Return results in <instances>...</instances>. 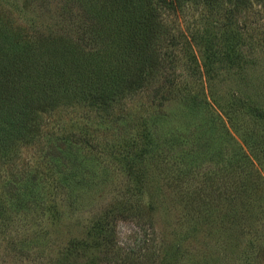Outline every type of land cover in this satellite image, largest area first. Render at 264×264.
Instances as JSON below:
<instances>
[{
	"label": "rangeland",
	"instance_id": "374dc122",
	"mask_svg": "<svg viewBox=\"0 0 264 264\" xmlns=\"http://www.w3.org/2000/svg\"><path fill=\"white\" fill-rule=\"evenodd\" d=\"M58 5L57 0H0V23L39 39L46 26L59 21ZM159 12L162 30L179 37L180 45H188L199 62L208 40L217 49L223 48V41H237L239 67L223 62L216 66L215 98L220 99L222 90L234 82L257 96L264 107V6L254 4L230 19L224 11L214 13L201 5L162 6ZM233 32L237 36H231ZM181 46L173 56L172 51L166 53L169 65L159 77L113 106L111 115L67 103L60 104L67 107L40 110L27 123L29 137L12 145L8 156L0 152V221L4 224L0 264H49L48 258L56 259L69 239L83 237L89 224L99 218L112 231L108 264H264V199L258 203L255 198L264 191V123L243 109L226 118L210 98L201 67L204 84L198 86H203L208 109L218 118L217 130L222 136L226 132L228 137L224 136L236 145L219 150L218 157L185 173L180 171L187 169L181 164V149L177 155L154 154V150L135 155L159 87L168 98L162 108L172 113V128L185 118L182 87L191 89L192 80L183 70L186 57ZM246 74L250 78L244 82ZM243 139L262 143L258 140L257 148L247 150ZM195 141L182 144L186 154ZM236 147L244 153L240 165L246 161L251 165L242 175L234 172V166L223 173L220 167L233 163ZM60 177L66 183L59 190ZM29 183L35 191L22 197ZM14 194L18 207H12ZM233 195L234 204L242 210L241 221L223 223L214 217L202 227L193 224L189 199L207 208L206 197L214 203L211 210L217 211ZM45 237L52 247L47 248ZM95 256L103 254L90 252L83 257ZM168 256L175 259L168 262Z\"/></svg>",
	"mask_w": 264,
	"mask_h": 264
},
{
	"label": "trees",
	"instance_id": "16d2710c",
	"mask_svg": "<svg viewBox=\"0 0 264 264\" xmlns=\"http://www.w3.org/2000/svg\"><path fill=\"white\" fill-rule=\"evenodd\" d=\"M57 1L59 21L53 26H46L45 34L39 39L22 36L17 30L0 23V152L2 156H8L12 145L29 137L27 123L44 109L49 108L51 111L67 107L60 105L67 103L72 106H89L102 115H111L113 106L120 104L145 84L159 77L165 65H169L170 58L166 53L172 51L170 55L173 56V51L181 46L179 37L162 30L159 24V7L201 5L214 13L224 11L223 13L230 19V16L234 17L236 13L254 4L264 6V0ZM233 35L237 36L235 32L231 34ZM206 43L200 62L188 45L181 46L186 57V62L182 63L183 70L192 80L191 89L182 87V90H185L182 94L185 118L179 121L180 126H176L177 129L172 128L170 123L172 113L162 108L168 98L162 96L164 90L159 87L152 107L153 112L149 117L151 120L144 123L147 125L141 143L137 146L136 157L149 150H154V154L164 155V153L179 152L177 149H181V164L187 169L180 171L185 173L189 168L197 170L206 160L218 157L219 150L236 145V141L224 136L225 134L228 137L225 131L222 136L217 130L215 120L218 118L208 109L211 106L203 96V86L202 89L198 86L199 83L204 84L203 72L206 81L204 85L211 92L210 98L226 118H231L234 113L243 109L254 120L264 123L263 104H260L259 98L254 94L244 92L240 84L237 83L236 86L231 82L230 88L222 90L220 99L215 98L213 92V89L218 88V84H215L217 77L215 70L220 62L232 66L236 64L239 67V58L235 57L237 41L232 43L223 41L222 49L214 48L210 40ZM199 67L203 72L199 71ZM245 77H242L244 82L250 78L247 74ZM232 79L233 77L231 81ZM193 138L196 140L193 149L191 153L186 154L182 144L188 145V142L194 141ZM258 140L262 143L261 139H251L252 142L243 139L242 142L247 150H252L259 146ZM235 150L236 158L233 163L225 164L228 166L220 167V170L226 172L229 166H234V172L242 175L247 165L251 164L246 161L245 165H240L245 160L244 153L237 147ZM60 178L56 181L59 190L66 183L64 178ZM175 178L176 175L173 179ZM176 179L179 181L178 177ZM34 189L31 183L25 185L24 191L21 192L22 197H27L30 192L35 191ZM15 197L14 194V199ZM239 197L241 194L238 195ZM255 198L258 203L263 201L264 191ZM14 199L12 207H18L17 198ZM205 200L207 208L191 203L190 199L187 202L191 205L194 225L202 227L209 224L210 219L214 217L219 218L223 223L241 221L242 210L239 204H234L236 200L234 195L228 199L226 207L222 203L217 211L211 210L214 207L212 201L206 197ZM8 201H11L9 197H7ZM60 214V211L57 212L56 217ZM207 219L209 221H206ZM2 228L4 224L0 221V230ZM87 229L82 238L69 239L65 246L58 250L56 259L48 258L49 264H108L112 250L108 242L111 241L112 231L107 221L104 218L96 219ZM45 238L47 248L52 247L49 237ZM20 249L25 250L23 246ZM26 250H29L28 246ZM90 252L98 255L101 253L103 256L84 260L83 256ZM255 253L258 251L256 250ZM118 256L113 257L119 259ZM166 258L168 262L175 259L172 256Z\"/></svg>",
	"mask_w": 264,
	"mask_h": 264
}]
</instances>
